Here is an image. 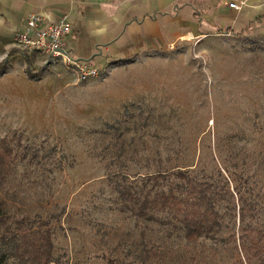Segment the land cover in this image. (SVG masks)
<instances>
[{"label":"rangeland","instance_id":"obj_1","mask_svg":"<svg viewBox=\"0 0 264 264\" xmlns=\"http://www.w3.org/2000/svg\"><path fill=\"white\" fill-rule=\"evenodd\" d=\"M155 21L148 45L91 57L98 75L84 81L38 52L28 54L27 70L19 28L0 33V61L11 55L0 73V138L33 149L0 187V213L35 224L58 214L49 222L51 264H107L109 257L180 264L186 257L192 245L178 224L124 206L113 173L150 187L147 175L182 169L229 187L233 197L217 204L220 233L196 244L212 264L243 258L233 247V239L244 240L242 225L264 226V20L243 32L212 26L205 34L169 15L158 34ZM238 193L255 207L252 219L238 217ZM140 243L150 249L146 262L135 258Z\"/></svg>","mask_w":264,"mask_h":264},{"label":"trees","instance_id":"obj_2","mask_svg":"<svg viewBox=\"0 0 264 264\" xmlns=\"http://www.w3.org/2000/svg\"><path fill=\"white\" fill-rule=\"evenodd\" d=\"M225 30L229 31V28ZM24 54L26 68L29 70L33 62L27 53ZM10 56L8 54L0 61V73L8 67ZM29 148L20 141L13 144L11 138H0V187L11 179L17 159L25 158L33 151ZM116 174L118 173H113L112 182L124 206L130 205L137 216L145 219L158 218L178 224L186 243L192 245L180 264H212L196 244L200 238H213L220 233L223 216L217 204L233 197L229 187L198 179L182 169L147 175L146 180L151 183L150 187H146V184L126 183L123 177L118 178ZM172 176L176 181L168 179ZM162 179H168L166 187H154ZM238 195V217L242 221L246 217L252 219L255 207L240 193ZM229 210L235 217V203H232ZM157 213L163 217H157ZM35 215L40 217L39 214ZM57 216L58 214H51L48 219H38L35 224L28 216L10 221L7 215L0 213V264H51L57 261L53 253L52 230L49 227L50 218ZM240 233L244 240L237 244L233 239V247L241 251L243 258L237 257L231 264H264V226L245 224L240 227ZM233 235L235 234L232 233ZM140 245L142 250L139 248L140 253L135 258L146 262L150 258V249L143 243ZM107 264L123 263L109 257Z\"/></svg>","mask_w":264,"mask_h":264},{"label":"crops","instance_id":"obj_3","mask_svg":"<svg viewBox=\"0 0 264 264\" xmlns=\"http://www.w3.org/2000/svg\"><path fill=\"white\" fill-rule=\"evenodd\" d=\"M231 2L241 7H231ZM30 14L49 22L67 16L71 24L67 49L94 65L96 57L148 45L151 17L158 34L167 15L181 26L190 24L192 34H205L212 26L243 32L264 20V0H0V33L21 29Z\"/></svg>","mask_w":264,"mask_h":264},{"label":"built area","instance_id":"obj_4","mask_svg":"<svg viewBox=\"0 0 264 264\" xmlns=\"http://www.w3.org/2000/svg\"><path fill=\"white\" fill-rule=\"evenodd\" d=\"M231 7L240 8V3L231 2ZM71 24L67 16H61L56 22L46 21L43 17L30 14L17 33V42L22 53H41L52 61H61L74 71L79 80H88L98 75V70L87 60L77 59L65 45V37Z\"/></svg>","mask_w":264,"mask_h":264}]
</instances>
